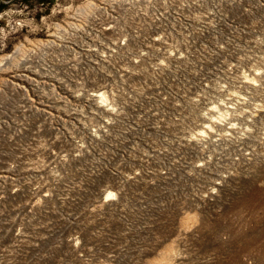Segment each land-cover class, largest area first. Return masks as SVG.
Here are the masks:
<instances>
[{"label": "rangeland", "instance_id": "obj_1", "mask_svg": "<svg viewBox=\"0 0 264 264\" xmlns=\"http://www.w3.org/2000/svg\"><path fill=\"white\" fill-rule=\"evenodd\" d=\"M0 174V264H264V0H0Z\"/></svg>", "mask_w": 264, "mask_h": 264}, {"label": "bare ground", "instance_id": "obj_2", "mask_svg": "<svg viewBox=\"0 0 264 264\" xmlns=\"http://www.w3.org/2000/svg\"><path fill=\"white\" fill-rule=\"evenodd\" d=\"M81 10V9H80ZM83 11V10H82ZM80 13H81V11H80ZM73 28L75 27L74 26V23H72V25H71ZM17 76V78L18 79H20L21 77V75H19V74H17L16 75ZM247 80V79H246ZM32 82H34L35 84H38V83H42V82H44V81H41V79H36V78H33L32 79ZM32 85V84H31ZM20 89V88H19ZM33 96H34V99H31L34 103H35V105L33 106L35 109H37L38 111L40 110V111H43V112H46V111H44V109L42 108V107H40V106H42V105H44L43 103H44V100L42 99V95H40L37 91H35V90H33ZM96 93H98V92H96ZM96 96H97V98H99L100 99V103L101 102H104L105 101V95H104V93L103 92H101V93H99V94H96ZM30 100V101H31ZM37 105V106H36ZM214 108H216V107H214ZM212 109V108H211ZM47 113V112H46ZM204 117V116H203ZM210 117V116H209ZM211 119V118H210ZM212 122V121H211ZM210 127V125H205V127ZM0 177H1V174H0ZM111 194V192L110 191H108L107 192V196H109Z\"/></svg>", "mask_w": 264, "mask_h": 264}]
</instances>
